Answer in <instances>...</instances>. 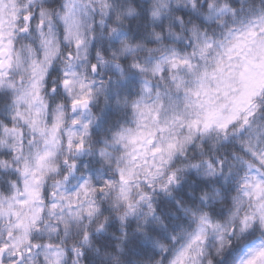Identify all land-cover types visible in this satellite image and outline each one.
<instances>
[{
	"label": "snow or ice",
	"instance_id": "1",
	"mask_svg": "<svg viewBox=\"0 0 264 264\" xmlns=\"http://www.w3.org/2000/svg\"><path fill=\"white\" fill-rule=\"evenodd\" d=\"M0 264H264V0H0Z\"/></svg>",
	"mask_w": 264,
	"mask_h": 264
}]
</instances>
